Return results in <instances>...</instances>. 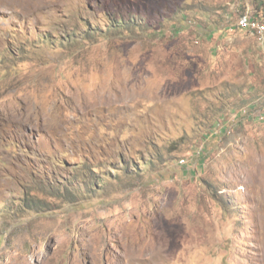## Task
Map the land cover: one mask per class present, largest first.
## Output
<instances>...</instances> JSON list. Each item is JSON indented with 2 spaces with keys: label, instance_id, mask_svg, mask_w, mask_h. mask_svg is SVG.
<instances>
[{
  "label": "rangeland",
  "instance_id": "obj_1",
  "mask_svg": "<svg viewBox=\"0 0 264 264\" xmlns=\"http://www.w3.org/2000/svg\"><path fill=\"white\" fill-rule=\"evenodd\" d=\"M245 8L0 0V264H264Z\"/></svg>",
  "mask_w": 264,
  "mask_h": 264
},
{
  "label": "built area",
  "instance_id": "obj_2",
  "mask_svg": "<svg viewBox=\"0 0 264 264\" xmlns=\"http://www.w3.org/2000/svg\"><path fill=\"white\" fill-rule=\"evenodd\" d=\"M239 1L241 3H245L246 8L239 18L238 27L240 29L246 30L252 37H254L258 41L260 46L261 60L264 66V22L252 15V12L248 6L250 0ZM235 117H237V114Z\"/></svg>",
  "mask_w": 264,
  "mask_h": 264
},
{
  "label": "trees",
  "instance_id": "obj_3",
  "mask_svg": "<svg viewBox=\"0 0 264 264\" xmlns=\"http://www.w3.org/2000/svg\"><path fill=\"white\" fill-rule=\"evenodd\" d=\"M258 11H257V15L258 16H255V15H253L254 17H256L257 19H259V20H261V21H263L264 22V0H259L258 1ZM130 22H134V19H132V20H128L127 21V19L126 18H124L122 15H119V17H118V19H117V23H116V27H122V28H126V30H129V28H127L126 27V24H129L130 25ZM185 22V21H184ZM120 25V26H117V25ZM184 25H185V23H183ZM46 42H48V40L46 41ZM96 169L95 170H101L100 168H98V167H95ZM100 172H102V171H100ZM101 179H102V177H100L99 178V183H101ZM90 183H92V181L90 182ZM93 192H90V191H88V190H84V191H82L81 189L80 190H77V194L79 195V196H82V197H85V196H90V194H92Z\"/></svg>",
  "mask_w": 264,
  "mask_h": 264
}]
</instances>
